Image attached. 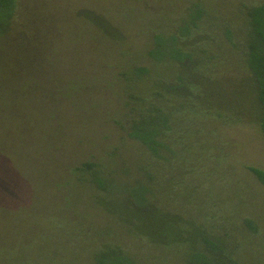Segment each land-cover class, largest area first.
Returning <instances> with one entry per match:
<instances>
[{"label":"trees","instance_id":"obj_1","mask_svg":"<svg viewBox=\"0 0 264 264\" xmlns=\"http://www.w3.org/2000/svg\"><path fill=\"white\" fill-rule=\"evenodd\" d=\"M186 2L175 11L181 16L178 22H172L170 30L159 24L150 29L146 48L137 52L130 46L127 26L133 20L125 0H0V264H22L18 254L40 241L45 236L42 227L50 222H62L61 228L82 227L65 193L82 184L93 191L89 199L104 216L89 237L99 252L93 264H136L121 255L124 246L107 223L110 217L124 225L125 237L170 244L168 236L162 240L159 225L145 229L118 217L128 204L131 186L115 194L104 165L68 162V155L98 120L101 125L120 116L116 123L126 139L142 146L146 167L165 162L174 173L173 164L184 151L177 144L182 139L180 114L213 111L205 104L203 83L217 69L218 55L205 42L219 48L223 36L231 47H238L226 25L219 30L221 25L210 20L202 0ZM243 7L248 30L242 60L255 85L257 124L264 137V1ZM247 170L264 185L263 170ZM150 173L145 170L147 180L152 179ZM143 194L139 208L147 209V216L159 215L154 199ZM162 216L181 225L174 243L186 244L188 252L198 256L190 262L238 264L236 245L225 250L230 247L221 238L225 235L197 227L184 216ZM189 225L199 228L195 235L186 232L184 226ZM242 225L250 234L258 232L250 219ZM73 228L65 234L76 245ZM71 246L66 244L63 252L87 256L83 247L78 253Z\"/></svg>","mask_w":264,"mask_h":264},{"label":"rangeland","instance_id":"obj_2","mask_svg":"<svg viewBox=\"0 0 264 264\" xmlns=\"http://www.w3.org/2000/svg\"><path fill=\"white\" fill-rule=\"evenodd\" d=\"M125 1L133 20L132 25L127 26L130 46L132 44L137 52L146 48L150 29L159 24L158 28L170 30L172 22L176 24L181 18L175 13L176 9L188 5L187 0ZM261 1L264 0H202L210 20L221 25L219 30L226 25L238 47H231L223 36L219 48L213 42H205L218 55L215 59L217 69L211 73V80L203 83L205 104L213 111L192 110L193 113L180 114L182 139L177 144L179 150L184 151L183 158L180 156L179 162L173 164L175 168L171 171L174 173L168 170L170 165L165 162L160 166L151 165L154 170L146 167L142 146L126 139L116 123L120 116L101 125L98 120L87 139L68 155V162L88 160L104 165V170L110 172L115 194L131 186L127 190L128 196L131 194L128 204L118 216L121 220L145 229L159 225L161 238L168 236L170 244L165 246L146 243L143 238L125 237L124 225L110 217L107 223L118 232V243L124 246L120 248L121 255L135 260L136 264H196L189 260H196L198 256L188 252L186 244L174 243L183 230L181 225L175 226L174 218L162 215L184 216L197 227L205 230L212 227L217 235H225L221 238L230 245L225 250L230 251L231 246L236 245L238 264H264V185L247 170L254 167L264 171V137L257 124L260 107L255 85L242 60L243 41L248 30L243 5L252 6ZM138 10L143 11V15H138ZM179 13L185 15L184 11ZM145 170L151 172V180H147ZM144 186L149 190L145 191ZM144 192L154 199L159 215L147 216V209L139 208L144 205ZM65 193L72 204L70 212L76 211L77 223L83 225L70 226L74 227L72 233L77 235L75 242L78 244L72 245L71 235L65 234L70 228L67 224L61 228L62 222H50L42 227V236H45L18 254L22 264H41L42 259V264H93V258L99 256L98 248L92 245L95 239L89 237L94 226L100 228L101 222L104 223V216L93 199H89L93 191L82 184L66 189ZM116 200L123 202L120 197ZM51 206L54 209L53 203ZM137 214L143 215L133 219ZM244 219L254 222L258 229L256 234L244 229ZM33 223L37 225L35 219ZM195 226L184 227L189 229L186 232L195 235V229L199 230ZM57 235L61 236L57 239ZM66 244L78 248V253L83 247L87 256L70 251L65 254Z\"/></svg>","mask_w":264,"mask_h":264}]
</instances>
